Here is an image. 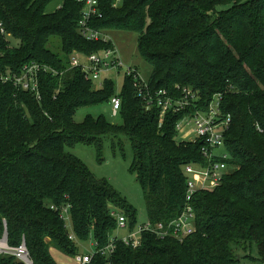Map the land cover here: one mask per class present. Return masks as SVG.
Segmentation results:
<instances>
[{"label": "trees", "instance_id": "obj_1", "mask_svg": "<svg viewBox=\"0 0 264 264\" xmlns=\"http://www.w3.org/2000/svg\"><path fill=\"white\" fill-rule=\"evenodd\" d=\"M52 1L0 0V75L20 74L32 61L49 67L40 70L39 97L0 81V238L25 242L35 264H58L53 249L76 256L78 243L90 238L88 264H264V0H100L102 16L90 27L138 33L140 55L152 66L150 93L165 89L179 98L188 87L197 94L195 104L162 122L158 106L146 108L133 75L125 74L117 91L113 79L97 87L71 66L75 52L115 45L81 34V3L64 0L49 12ZM116 94L122 123L104 114L75 120L79 108L110 103ZM215 95L221 115L231 116L225 143L234 170L213 190L194 194V232L179 240L146 230L136 245L113 238L114 214L133 228L137 208L68 147L94 145L101 160L104 138L128 137L148 220L168 225L186 204L185 167L209 164L203 142L178 140L176 124L207 110ZM0 264L22 262L1 253Z\"/></svg>", "mask_w": 264, "mask_h": 264}, {"label": "built area", "instance_id": "obj_2", "mask_svg": "<svg viewBox=\"0 0 264 264\" xmlns=\"http://www.w3.org/2000/svg\"><path fill=\"white\" fill-rule=\"evenodd\" d=\"M83 5L81 11L82 18L79 21V30L81 34L88 40L95 41L103 39L105 41L111 39L108 33L95 30L90 27L89 21L93 17H101L100 0H76ZM122 0H116L115 5H119ZM71 66L80 67L86 78L97 83L101 80L103 72L109 70H117L124 66L123 61L119 55V51L116 46L101 50L92 54H83L75 52L71 56ZM49 70V67L42 66L39 63L32 61L25 64L20 74H3L0 75L1 82H12L15 86L21 87L25 90L35 92L39 97V73L40 70ZM127 75H133L140 81L141 91L140 96H143L146 108L151 109L153 106H158L161 111V122L168 112L180 113L187 107L195 104L198 99L197 94L191 88H183L181 97H174L165 89H159L155 94L150 93L148 83H143V79L136 67L128 66ZM142 79V80H141ZM104 79L102 80V82ZM145 81V80H144ZM102 84V83H101ZM142 87H146L143 90ZM111 105L113 113L118 114L122 105L120 96L116 94L111 99ZM231 123V116L221 115L220 110V98L213 100L209 105V108L205 111L196 110L193 115H183L177 122L176 129L178 131V138L180 140L196 141L201 140L203 142L202 153L209 160L207 166L187 165L185 167V173L187 175V197L184 210L180 216L171 221L168 225L158 222L153 224L151 221L140 225L139 235L133 233L123 238L126 243L136 245L140 241V234L143 231H152L159 236H165L167 234L175 235L179 240H183L185 236L194 232V207L192 205V199L194 194L198 190H213L219 186L227 173L234 170V166L228 163L230 155L226 150L225 133ZM231 166H233L231 168ZM117 217L118 227L129 226L128 220L123 214H114ZM114 248V243L111 242L104 250L103 254H108L110 250ZM95 251V250H94ZM7 253L16 257L22 264H35L28 247L25 242L19 246H11L4 238H0V254ZM93 253L91 254H78L75 256L76 260L80 264L90 263Z\"/></svg>", "mask_w": 264, "mask_h": 264}, {"label": "rangeland", "instance_id": "obj_3", "mask_svg": "<svg viewBox=\"0 0 264 264\" xmlns=\"http://www.w3.org/2000/svg\"><path fill=\"white\" fill-rule=\"evenodd\" d=\"M63 1L64 0H53L48 6V11L52 12L56 10L61 6ZM108 33L119 51L124 66L119 69V72L114 69L103 72L101 80L97 81L95 85L97 87L101 86V83H103L102 80L105 78L113 79L117 91H119L123 86L128 66L136 67L143 79H141L143 83H148L152 66L140 55L138 48V33L134 31H109ZM13 44H15V41ZM217 98L218 95H215L214 100ZM88 114L94 116L104 114L106 118L113 123H122L123 121L121 114L113 113L111 103L81 107L75 114V120L81 122ZM177 139L180 140L179 138ZM103 143L104 148L101 160L99 159L97 148L94 145L77 143L73 147H68V151L81 158L97 177L108 178L127 201L137 208V224L133 228H130V226L118 227L113 232L112 237L123 239L128 237L131 232L138 233L139 235L140 225L148 221V216L143 190L137 181L136 174L130 171V165L133 160L132 142L126 136L113 138L108 136L104 138ZM232 167L233 166H231V168ZM67 223L68 226L71 227L69 218H67ZM3 238L7 240L6 235ZM78 248L80 254L93 253L95 250L93 239L90 238L88 241L79 242ZM52 254L58 264H80L77 262L75 256L67 255L57 249H53ZM253 255L257 256L255 250ZM242 261L248 263L252 261V259L243 257Z\"/></svg>", "mask_w": 264, "mask_h": 264}, {"label": "water", "instance_id": "obj_4", "mask_svg": "<svg viewBox=\"0 0 264 264\" xmlns=\"http://www.w3.org/2000/svg\"><path fill=\"white\" fill-rule=\"evenodd\" d=\"M7 237V236H6Z\"/></svg>", "mask_w": 264, "mask_h": 264}]
</instances>
